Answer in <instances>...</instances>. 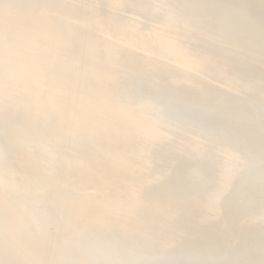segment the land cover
Returning a JSON list of instances; mask_svg holds the SVG:
<instances>
[{"label":"snow or ice","instance_id":"1","mask_svg":"<svg viewBox=\"0 0 264 264\" xmlns=\"http://www.w3.org/2000/svg\"><path fill=\"white\" fill-rule=\"evenodd\" d=\"M128 6L125 0H0V117L23 121L8 143L27 156L24 167L9 169L0 149V211L6 214L0 264H264V180L259 188L239 182L240 149L248 143L234 128L237 106L257 91L264 97V50L257 76L251 48L208 33L206 21L197 19L185 31L203 46L177 51V74L143 37L137 43L125 26L98 15L102 7ZM239 7L248 25L264 33V0L259 19L254 6ZM23 50L33 52L26 64ZM126 76L152 87L163 78L182 94L157 109L151 129H124L107 114L124 112L120 82ZM50 118L51 138L71 152L62 174L52 171L55 155L48 143L41 142L45 158L39 160L23 134ZM255 119L264 135V110ZM122 134L138 138L131 150L121 145ZM193 156L202 164L186 165ZM8 189L35 191L20 203L7 198ZM153 189L163 193V207L145 202L155 210L146 221L136 220L137 204ZM257 204L260 212L254 213ZM129 225L142 234L141 246L131 252L135 258H76L85 254L86 236ZM233 252H259L261 258L199 259Z\"/></svg>","mask_w":264,"mask_h":264},{"label":"bare ground","instance_id":"2","mask_svg":"<svg viewBox=\"0 0 264 264\" xmlns=\"http://www.w3.org/2000/svg\"><path fill=\"white\" fill-rule=\"evenodd\" d=\"M118 3L119 0H112ZM240 2L242 5L254 6L257 19L260 16L259 4L260 0H125L129 5L123 9H113L102 7L98 11L100 17H112L117 24L125 26L132 39L137 43L141 41L137 37H143V43L154 53L160 60L167 62L169 66L174 67V71L179 74L181 69L175 67L182 57L177 53L180 49H188L189 47H202V42L196 41V37L186 34L185 26L192 25L197 19H204L206 23L204 28L208 33H215L226 40H235L238 43L245 44L251 48L257 59V76H259V56L264 50V33L258 29H253L249 25L243 24L233 16L224 12V7H229L230 3L236 4ZM142 5V7H135ZM72 16L82 15L79 11L70 12ZM135 34V35H134ZM194 41H196L194 43ZM36 55L43 58L42 53ZM33 56L31 50H23L21 52L22 62L28 63ZM138 78L132 76L124 77L120 82V89L124 93L125 110L121 114H107V118L116 120L124 129L131 128L136 130H148L153 126L154 121L158 119V111L143 99H134L130 96L125 88L126 78ZM144 80V79H142ZM144 83L149 88L166 87L171 91V82L161 78V82L157 87H152L146 80ZM172 92V91H171ZM181 95L180 91L175 92ZM21 97H17L20 99ZM71 98L69 97V100ZM249 101L263 103L264 97L257 91L249 98ZM103 102V93L101 92L97 103ZM55 119L50 118L44 124L31 125L24 129L23 134L32 143L35 149L36 158L43 160L45 154L40 150L41 142H47L52 153L55 155V160L52 165V171L56 174H62L65 170L66 158L71 155L69 146L52 139ZM23 128V121L20 119L5 121L0 117V149L5 150L4 165L9 169H20L27 163V156L21 155L18 148L11 149L9 147V137L20 133ZM234 128L238 137L247 141L248 147L240 149L241 159L239 167L242 169L239 180L242 175L248 171H253L261 182L264 180V143L259 137L254 134L246 122L240 110L237 107L234 116ZM34 134V135H33ZM138 138L129 137L126 134L120 136L122 146H126L131 150ZM166 160V156H164ZM160 159L157 164L161 163ZM185 164L202 163L198 157L193 156L186 159ZM6 178V177H5ZM259 182V183H260ZM35 189H33V192ZM33 192L23 190L17 192L8 189L5 195L9 200L25 203L29 200ZM159 189H153L150 192L143 194L141 202L137 204L135 210L136 220H145L152 215L154 208L146 207L145 202H156L163 207V196ZM254 213L260 212V207L257 206L251 209ZM6 219V214L0 211V225ZM151 227L147 222L145 229ZM256 240L259 241V229L255 230ZM142 244V234L136 232L131 225L122 226L121 230L117 229H101L86 236L81 242V247L85 250L84 255L76 254L77 259L88 261H121L135 258L131 252L134 248L140 247ZM205 255H213L214 260L225 261H243L252 259L259 261L260 254L257 252L253 256H246L243 253H208ZM23 258V257H22ZM200 259V257H199Z\"/></svg>","mask_w":264,"mask_h":264},{"label":"water","instance_id":"3","mask_svg":"<svg viewBox=\"0 0 264 264\" xmlns=\"http://www.w3.org/2000/svg\"><path fill=\"white\" fill-rule=\"evenodd\" d=\"M242 5L240 2L233 4L230 3L229 7H224L223 11L227 12L231 16H233L235 19L241 21L243 24L248 25L243 12L241 8L239 7ZM125 88H127L128 93L130 96L134 99H143L149 103H152L153 107L158 109L162 104L166 103L168 98L171 95H174L175 93L168 91L166 87L163 86V88H149L144 83V80L140 78H126ZM177 95V94H175ZM240 110V115L243 116L247 127L251 129V131L256 134L259 139L264 143V135H262L259 122L255 119V115L264 110V102L258 103L253 101H246L240 105L237 106ZM160 164V163H158ZM202 164L199 163H193V164H186V165H197ZM239 182L243 183L244 185H252L256 188H259L260 181L256 177L255 173L253 171H248L245 174L242 175V178L239 180ZM160 194L163 196V193L160 192ZM213 255H203L200 257V259L204 261H215L212 257ZM234 261V260H232Z\"/></svg>","mask_w":264,"mask_h":264}]
</instances>
